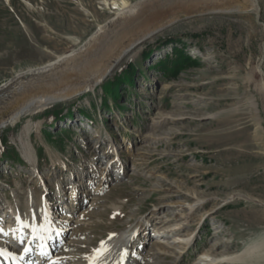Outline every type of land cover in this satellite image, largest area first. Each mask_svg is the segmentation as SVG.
<instances>
[{
    "label": "rangeland",
    "instance_id": "rangeland-1",
    "mask_svg": "<svg viewBox=\"0 0 264 264\" xmlns=\"http://www.w3.org/2000/svg\"><path fill=\"white\" fill-rule=\"evenodd\" d=\"M120 1L0 0V86L20 71L78 51L99 27L112 22L94 39L86 59L99 55L132 20L118 23L122 18H117L113 3ZM126 1L140 5L146 0ZM206 1L161 0L156 9L165 11L162 22L171 23L122 57L93 90L47 104L0 128L3 219L8 221L6 215L22 209L25 189L32 187L37 201L48 199L53 208L59 204V218L78 219L85 211L82 224L74 226L82 247L76 253L140 221L145 222L140 233L145 237L142 253L150 255L161 251L150 240L152 235L170 247L174 238L195 231L192 244L181 254V264H192L204 249L213 250L212 245L217 248L230 241L227 251H234L246 241L264 238V28L258 23L264 25V0H257L258 21L253 9ZM230 5L237 11L193 14L196 9ZM168 38L173 42L162 46ZM175 48L195 60V65L174 73L163 71L160 62L175 59ZM149 49L151 55L143 60V52ZM128 63L135 70L133 83L125 82L115 97L103 98V84L124 76ZM92 68L78 78L86 77ZM111 136L118 153L108 182L101 187L106 162L102 156ZM29 150L39 175L20 166ZM7 151L8 157L3 153ZM120 165H124L122 178L114 182L121 175ZM79 180L88 187L75 189ZM170 183L191 196L181 197ZM64 192L67 196L77 192L83 204H73V211H68L76 196L70 203ZM192 198L202 201L199 211L187 221L180 219L175 207L191 203ZM183 222L170 238L155 233L156 225L166 230ZM173 261L165 255L149 264ZM83 262L76 255L69 264Z\"/></svg>",
    "mask_w": 264,
    "mask_h": 264
},
{
    "label": "bare ground",
    "instance_id": "bare-ground-1",
    "mask_svg": "<svg viewBox=\"0 0 264 264\" xmlns=\"http://www.w3.org/2000/svg\"><path fill=\"white\" fill-rule=\"evenodd\" d=\"M205 1L206 0H204V2ZM220 1L229 4H237L241 10L247 11L253 9L257 12V21L259 20L260 8L257 0ZM158 3H161V0H146L140 5L137 3L129 4L126 0H121L120 4L113 3L114 10L117 11V18H122V20L118 22L119 24L128 20L130 21L131 19L132 20L129 24L125 26L126 28L122 30V33L120 35H118L113 41H111L107 45V47L102 49L99 55L93 54L92 57H90L91 59H86L87 56H89V54L87 55V51L91 46H93L95 42L94 39L97 37V40L99 38L98 35L102 33L103 29H106V27L108 28L112 22L109 25L106 24L99 27L98 31L96 32V35L91 40L89 39V42L77 52L75 50H71L69 53L63 54L57 57L56 59L46 64H43L42 66L28 69L25 72L20 71L15 75L14 78L10 79L7 83L1 85L0 128L7 124H15L23 115L30 113L32 114L35 111L38 112L44 109L47 104L56 101L66 100L76 95L78 92L79 95L82 92H86L90 89L93 90L96 85L100 82L101 78L111 72L112 69L118 64L119 60L122 59V57L128 54L141 41H143L153 33L161 31L166 26V24L171 23L170 21L162 22L166 18L164 17L165 11L161 13L159 12L160 8L156 9ZM219 7H212L206 11L196 9L193 11V14H216L219 12L221 13L237 11V9L235 8L236 6L230 5L228 8L224 9ZM155 10H157V12H154ZM258 23L264 28V25L262 23H260L259 21ZM92 66L93 68L91 69V73L87 71L86 77L78 78L80 77L79 74L84 73ZM258 69L261 70L260 67ZM19 82H21L22 84L18 85L17 83ZM65 89H68L65 96L57 99V96L60 95L61 91ZM22 133L24 137L28 135L26 127L23 128ZM107 147L109 149L105 151L106 153L103 154V156L109 154V156H111V159L116 158V149L110 143ZM24 157L28 161V163H30V168H32L33 165L36 164L35 160H33L32 158L31 150H29V152H26ZM111 162L114 161L110 160L109 162H106V164H104L105 166L103 168V175L99 180L102 182L101 187H104V184L108 182L107 178L108 174L111 172ZM59 164L64 165V163L61 161L59 162ZM113 181L118 182L117 179ZM174 184L170 183V187L177 188L181 197L186 196L187 198V196H191L188 192H186L185 190L183 191L182 189H180V187H178L177 185L175 186ZM81 185L85 188L88 187L89 183L86 184L85 181L79 180L75 186V189L80 188ZM45 190L46 189H44L43 192H45ZM95 190L98 191L99 189ZM169 190L171 191V189ZM92 192H88L86 196H90ZM82 195L85 194L82 193ZM63 196L64 198H66V200L68 197V201L71 198H74L73 196H76V201L73 203L72 199V204H70V206H67V210L70 212L72 210L73 204L75 205V207L81 206L84 201V198H82L81 196L79 197V194L77 195V192L75 194H73L72 192L68 196L64 192ZM18 197L19 195L16 194L15 198L17 199ZM37 197L38 196L35 194V191L32 187H28L27 189H25V200L22 204V209L19 211L22 215L25 216H30L31 210L33 209L39 212L44 208H47L50 211L52 217L51 227L54 229L53 236L55 237L56 231H59L66 235L63 241V246L69 249V251L67 252L63 251L62 248L56 249L57 251L54 250L56 251L55 255L58 256H69L74 258L76 257V255H81L83 262V257L86 253H90L92 249L99 247L101 241H107L108 247L111 249V253L107 257L108 260H118V252L121 249H128V257L125 261V264H149V262L153 261V259L154 261L155 259H163V256L165 255H170L174 258L173 264H181V254L187 251V249L193 242V238L195 237V231L193 230L185 235H182L179 238H174L170 242V247L156 238L153 239V245L158 247L161 251H159L155 255H150L149 252L140 253L134 251L135 249H139L138 239L141 240L140 237L142 235L140 233L141 230L145 227V222L140 221L136 223L134 227L127 228L121 233L114 234L111 240H109L108 238L110 234H113L112 232L109 233L105 239L99 241L97 246L90 248L88 251H84L83 253H76L79 252L82 247H80V242H78L76 239L78 236V231L75 230L74 226L76 224H82L81 222L85 217V211L82 209V212H80L79 214L82 215V217L78 219H75L74 217L59 218L58 216L54 215L57 213L55 210L57 208H53L48 200L44 201V203L41 200L37 201ZM58 198H61V195H58ZM69 202L71 203V201ZM94 203L95 202H92L90 206L95 207ZM201 203V200L194 198L191 203H183V205L181 204V206H178L179 208L175 207L174 214H180V219H185V221H187V219L189 220L191 216H194V214L199 211ZM4 207L5 205L0 199V208L3 209ZM16 214L17 213L15 212V215L13 216V224L11 227H16V222L14 220ZM36 223L38 225H42V218L37 216ZM184 225L185 223L183 222L173 227V229L168 228L166 230H161L160 226L156 225L155 233L160 234L164 238H170L169 235L177 233V231H179V227L181 228ZM163 231L166 232L163 233ZM59 241L61 240L57 239L56 242L59 243ZM162 244L163 246H161ZM228 244H230V241L222 243V245H220L219 247H223V250L221 249L220 251L218 250L219 247L216 248V245H212L213 250L204 249L200 256L192 264H252L254 259L258 256L260 250L264 249V238H262L260 241H246L241 249H237L234 251H227V248H229L230 246ZM0 246H3V243L0 242ZM167 248L171 249L172 251H167ZM73 260L74 259H72L70 263ZM263 261L264 259H261L257 261V264L262 263ZM83 264H87V262L84 260Z\"/></svg>",
    "mask_w": 264,
    "mask_h": 264
},
{
    "label": "snow or ice",
    "instance_id": "snow-or-ice-1",
    "mask_svg": "<svg viewBox=\"0 0 264 264\" xmlns=\"http://www.w3.org/2000/svg\"><path fill=\"white\" fill-rule=\"evenodd\" d=\"M37 216L42 218V225L36 223ZM16 227L5 229L3 218H0V237H4L3 246H0V257L10 258L13 264L27 261V264H37V261L32 259L33 256L39 257V264H69L74 259L69 256L54 255V250L62 248L63 251H69L63 246V241L56 242L55 237H59L61 232H55L51 227L52 217L50 211L44 208L41 211L31 210L30 216L22 215L17 209V214L14 217ZM114 234L109 235V240ZM82 238V237H78ZM15 242L16 248L19 251L12 249V242ZM111 253L107 241H101L99 247L86 253L83 259L87 264H125L128 257V249H121L118 252L119 259L108 260L107 257ZM79 259V258H77Z\"/></svg>",
    "mask_w": 264,
    "mask_h": 264
},
{
    "label": "trees",
    "instance_id": "trees-1",
    "mask_svg": "<svg viewBox=\"0 0 264 264\" xmlns=\"http://www.w3.org/2000/svg\"><path fill=\"white\" fill-rule=\"evenodd\" d=\"M173 40L171 38H168L165 42L162 43L163 45H167L169 43H172ZM176 52H177V56L175 59L173 60H166L163 62H160L159 66L161 67V69L163 71L167 70L170 73H174L179 71L180 69H182L183 67H190L195 65V60H193L192 58L186 56L182 51H180L179 49L175 48ZM152 49L146 50L143 52L142 54V58L143 60H145L146 58H148L151 53H152ZM133 64L128 63L127 64V69L123 70L124 76L122 75L121 77L119 76H114V78L112 80L107 81L106 83L103 84V86L101 87L102 89V95L103 98H107L109 96H114L115 94H118L119 89H121V85H123L125 82L132 84L133 83V79L132 76L134 75V68L132 67ZM62 112L59 111V113L57 114V117H59V115Z\"/></svg>",
    "mask_w": 264,
    "mask_h": 264
},
{
    "label": "clouds",
    "instance_id": "clouds-1",
    "mask_svg": "<svg viewBox=\"0 0 264 264\" xmlns=\"http://www.w3.org/2000/svg\"><path fill=\"white\" fill-rule=\"evenodd\" d=\"M264 259V249H261L258 256L254 259L252 264H257V261Z\"/></svg>",
    "mask_w": 264,
    "mask_h": 264
},
{
    "label": "water",
    "instance_id": "water-1",
    "mask_svg": "<svg viewBox=\"0 0 264 264\" xmlns=\"http://www.w3.org/2000/svg\"><path fill=\"white\" fill-rule=\"evenodd\" d=\"M87 42H89V40H88ZM85 45H86V44H84V45L82 46V48H83ZM80 49H81V48H80ZM80 49H79V50H80ZM76 52H77V51H76Z\"/></svg>",
    "mask_w": 264,
    "mask_h": 264
}]
</instances>
